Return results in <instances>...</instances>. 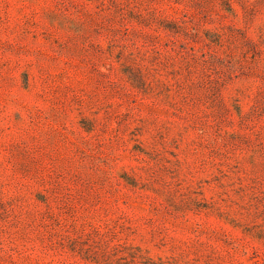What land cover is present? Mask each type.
<instances>
[{"label":"rangeland","instance_id":"1","mask_svg":"<svg viewBox=\"0 0 264 264\" xmlns=\"http://www.w3.org/2000/svg\"><path fill=\"white\" fill-rule=\"evenodd\" d=\"M0 264H264V0H0Z\"/></svg>","mask_w":264,"mask_h":264}]
</instances>
